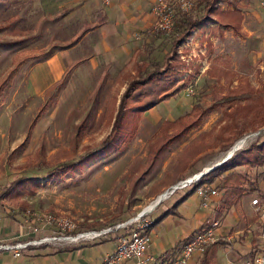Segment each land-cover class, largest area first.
<instances>
[{"label": "rangeland", "instance_id": "obj_1", "mask_svg": "<svg viewBox=\"0 0 264 264\" xmlns=\"http://www.w3.org/2000/svg\"><path fill=\"white\" fill-rule=\"evenodd\" d=\"M104 2L0 0V78L11 68L15 52L37 48L35 56L24 59L15 70L0 95V191L19 176H34L33 191L23 197L27 201L24 212L1 206L0 211L22 218L23 222L24 218L32 220L45 230L44 235H59L63 230L51 222L33 220L35 213L70 217L77 224L76 230L114 227L154 202L158 194L151 196L168 189L161 190L164 185L187 179L219 161L243 137L246 142L239 149L248 146L258 134L264 137V127L255 131L252 126L264 115V9L260 0H252L253 5L245 10V33L234 36L227 31L212 41V55L229 54L237 69L231 85H244L250 97L244 95L234 101L219 97L223 94L219 91L224 89L202 72L206 64L203 58L200 71L185 88L144 110L132 139L124 147L103 145L102 139L110 127L105 125L101 110L110 95L119 98L123 92L122 74L131 68L133 59L145 57L147 51L161 58L168 48L163 39L166 33L159 35L151 30L159 19L154 8L160 5V0H145L146 12L151 13L148 22L140 30L142 23L129 35H123L128 37L115 44L123 55L112 59L98 56L96 24L102 20L97 14ZM252 6L259 12L251 10ZM148 29L150 35L146 34ZM118 37L122 39L120 34ZM187 43L189 53L185 54L184 49L182 52L191 63L193 56L202 54L203 50L199 49L204 46L192 45L191 40ZM90 56L96 57L90 59ZM78 63L83 67L80 71L86 96L84 100L67 103L66 94L81 93V87L67 80L56 91L49 83L58 79L65 69L73 70ZM53 101L56 104L37 119L28 134L38 110ZM194 103L205 111L179 137L167 141L168 136L160 130L163 120H173L188 112ZM230 109L234 112L227 116ZM86 112L89 113L87 124L76 136V123ZM242 128L245 132L237 134ZM174 132L178 131L170 128L168 134ZM87 152L92 155L79 161ZM61 163L71 165L61 174L47 175ZM237 168L244 170L243 166ZM250 174L261 192L245 194L240 203L228 207L218 195L208 206L201 204L210 209L202 224L214 216L221 232L217 231L222 243L216 248L215 264H255L249 252L252 238L257 248L254 255L264 251L263 211L251 203L252 198L258 197L264 207V166L251 168ZM186 188H178L163 198L150 211V217L155 219L162 213L161 207L168 208ZM243 200L245 207L241 204ZM224 219L227 222L222 225ZM31 231L34 238L40 237L38 231ZM166 231L170 232L168 228ZM77 241L56 238L46 242L58 245Z\"/></svg>", "mask_w": 264, "mask_h": 264}, {"label": "trees", "instance_id": "obj_2", "mask_svg": "<svg viewBox=\"0 0 264 264\" xmlns=\"http://www.w3.org/2000/svg\"><path fill=\"white\" fill-rule=\"evenodd\" d=\"M191 5L188 10L180 7L179 2H172L173 9V25L172 29L164 34L165 43L168 48L163 52L161 58L148 52L147 55L140 59H134L131 68L122 74V84L124 90L120 97L112 94L107 98L104 108L101 110L104 115V123L109 126L108 133L102 139V144L109 146L113 144L115 149L124 147L133 137L138 124L139 117L144 110L153 106L160 100H165L176 94L180 89L185 88L194 76L200 71L201 62L195 58L192 63H188L186 58L181 55L179 46L186 41L191 33L192 28L205 25L209 21L214 24L208 26L210 32L221 30V28H231L234 36L243 34L241 21L243 19L242 7L232 0H190ZM221 1H227L232 5L231 8L224 7ZM165 33L162 31H157ZM150 34V31L148 32ZM208 51H211L209 48ZM36 47L20 49L12 56L11 68L0 78V95L4 86L9 82L15 70L22 64L24 59L35 56ZM237 69L233 65V61L228 54H218L210 58L207 67L203 73L213 77L221 85L220 89H224L221 97L223 100L234 101L240 97H250L248 90L244 85L236 87L231 85L235 80ZM72 74V69H65L60 78L50 84L49 87L59 90L67 82ZM98 101V100H97ZM56 104L42 106L32 119L28 134L43 113ZM205 110L197 103H194L188 112L178 115L175 119H164L160 125L162 133L168 136L167 141H171L180 136L197 120V117ZM234 112L232 109L227 113L230 116ZM89 113L86 114L76 123L75 135L78 136L87 124ZM226 116V117H227ZM190 121L187 122V120ZM253 123V122H252ZM253 130L258 131L264 127V115H260L252 125ZM170 128L176 129L178 132L168 134ZM237 134H243L245 128L237 130ZM252 131V132H255ZM108 144V145H107ZM233 145V144H232ZM40 146V144L38 145ZM112 147V146H110ZM38 151V149H36ZM91 152H87L78 159L83 161L90 157ZM39 160V159H37ZM70 163H61L56 168H52L47 175L61 174L65 172ZM243 166L244 170L237 167ZM264 166V137L258 134L245 148L237 150L234 154L224 160L221 164L213 167L207 172L200 175L191 184L186 186L185 192L177 198L165 211L160 213L155 219L146 225L144 232L149 233L152 229L168 214L175 213V208L184 201L188 196L195 193L199 185L209 184L216 188L218 196L222 198L223 205L228 207L241 202V198L245 194L253 192H261L255 179L250 174L251 168ZM194 174V173H193ZM34 176H19L12 182L3 187L0 191V206L3 209L12 211H25L27 209V201L24 195L33 191ZM9 214V212H6ZM150 213V212H149ZM118 218V217H117ZM187 240V238H186ZM185 240V241H186ZM222 242L220 238L205 246L195 264H215V252L217 243ZM254 238L251 239L250 256L253 259L257 248ZM258 247V246H257Z\"/></svg>", "mask_w": 264, "mask_h": 264}, {"label": "crops", "instance_id": "obj_3", "mask_svg": "<svg viewBox=\"0 0 264 264\" xmlns=\"http://www.w3.org/2000/svg\"><path fill=\"white\" fill-rule=\"evenodd\" d=\"M102 1H105L104 3L106 4L97 14V16H100L102 21L96 24V28L99 31L97 41L95 42V51H98V56H102L104 58L109 57V59H112L118 57L119 55V57H121L123 53L119 54V46H116L115 44L118 41H123V37H128L123 35H129L133 29H137L142 23L138 29L140 30V28L148 22L147 19L149 12H146V7L144 6L145 0ZM232 1L237 2L242 7L243 19L241 24L244 34L245 10L248 8V5H253L252 0ZM220 4L224 7H232V5L227 1H221ZM254 4L257 5V1H254ZM251 10L258 11L256 6L255 8L252 6ZM149 14L151 15V13ZM213 24V21H209L205 25L192 28L189 38L186 41H183L179 46V51L184 58L185 56L182 52L183 49L185 54H188L190 51V47L186 46L189 45V43L185 44L189 40H191L192 45L200 43V45L204 46V49H199V51L203 50L202 54L199 53V56L195 55L192 57L193 61L195 58H198L201 65L202 59L206 58V64L204 65L203 70L207 67L210 58L214 55H218H212L213 39L222 36L224 32L227 31L233 35L232 29L229 27L210 32L208 26ZM149 31L150 29L146 31V34L150 35L148 33ZM119 34L122 36V39L118 37ZM209 48L211 51H208ZM143 51L145 50L143 49ZM147 52L151 51L149 50ZM95 57L96 56H90V59ZM82 68V63H78L72 70V74L68 79V83L72 81V84H76L81 87V93H71L69 94L70 96L67 93L65 97L67 103L78 102L79 99H85L84 96H86L87 90L85 81L80 71ZM53 82H50L49 86ZM172 183L173 182L168 185H164L161 190L169 187ZM159 192L160 191L151 197L160 194ZM184 192H182V194ZM213 198L214 196L211 197V199ZM200 202V197L196 193H193V195L182 201V203L175 208V213H170L162 219H165L166 221L161 220L162 223L160 222V224L156 225L152 229L150 232L151 242L145 252L144 262L142 264H164L178 253L181 246L186 242V238L191 236L200 227V225H202L204 217L210 213V209H208V207H202ZM241 204L242 207H245L244 200ZM166 209L161 207V210L163 211ZM148 218L152 219L150 217V213ZM226 222L227 221L224 219L222 225L226 224ZM156 227L158 230L155 229ZM167 228L170 231L169 233L166 231ZM31 229L32 228L28 226L26 221L23 222L22 218L19 219L15 215L12 216L6 212L3 213L0 211V242H17L20 240L32 239L34 238V232L31 231ZM123 229L124 228L112 229L111 231L102 233L99 236L85 238L77 242H65L64 244L58 245L52 242L29 244L27 247L20 249L19 255H15L14 250L12 249H0V264H97L103 261L105 256L112 251L117 235L120 234ZM36 231H38L37 236H43L45 234V230L43 229L38 228ZM217 231L220 232V229L217 228ZM224 231L225 230H222V232ZM219 243H217L216 248ZM199 256L200 254H193L189 260V264L196 262ZM115 264H137V262L132 259L121 260Z\"/></svg>", "mask_w": 264, "mask_h": 264}, {"label": "built area", "instance_id": "obj_4", "mask_svg": "<svg viewBox=\"0 0 264 264\" xmlns=\"http://www.w3.org/2000/svg\"><path fill=\"white\" fill-rule=\"evenodd\" d=\"M179 5L184 10H188L191 1L190 0H178ZM260 5L264 9V0H260ZM154 12L159 16L152 31H162L168 33L172 29L173 25V9L172 3L161 2L160 5L154 8ZM183 179L177 181L168 187V194L173 193L178 188H184L191 184L195 178L191 181L182 182ZM176 185V187H174ZM195 193L200 197L201 204L208 206L212 196L218 195L216 188L211 187L209 184L199 185ZM251 203L256 209H262V217L264 216V207H261L260 200L258 197L251 199ZM150 212V211H149ZM149 212H145L140 216L131 217L128 220L117 223L115 229L124 228L123 231L117 235L116 242L110 253H108L103 261L97 264H115L121 260H132L134 259L137 264L144 262L145 252L151 242V234L144 232L146 225L151 221L148 218ZM27 214V213H25ZM33 220L44 221L43 223L51 222L59 230H63L62 234L59 235H43L38 238H32L28 240H20L17 242H0V249H12L15 255L20 254V249L27 247L29 244H38L46 241H51L56 238L65 240H82L85 238H92L101 235L102 233L111 231L114 227L106 226L103 228H90L76 230L77 224L70 217L66 216H54L51 214H33ZM28 226L32 230L36 231L39 226L33 224L32 220L24 218ZM218 220L212 216L207 219L205 223L187 238L186 242L181 246L178 253L169 261L164 264H189L193 254H201L205 246L211 242L218 240ZM264 242V241H263ZM255 264H264V251L257 254L254 257Z\"/></svg>", "mask_w": 264, "mask_h": 264}, {"label": "water", "instance_id": "obj_5", "mask_svg": "<svg viewBox=\"0 0 264 264\" xmlns=\"http://www.w3.org/2000/svg\"><path fill=\"white\" fill-rule=\"evenodd\" d=\"M259 131V130H258ZM233 153H228L226 154L223 158H221L219 161H217L216 163H214L213 165L209 166V167H206L204 168L203 170L199 171L197 173V175L194 177L195 179H197L200 175H202L203 173L207 172L208 170L212 169L213 167L221 164L224 160H226L228 157H230ZM194 178H191L190 180H182L184 182H187V181H191L192 179ZM185 179V178H184ZM174 187H176V185H174ZM169 191L166 189L163 193L164 195H161L162 193L158 194L157 197L154 199V203H153V206L152 208H154L163 198H165L167 196V193ZM151 210H145V208L141 209L136 216H140L141 214L145 213V212H149Z\"/></svg>", "mask_w": 264, "mask_h": 264}, {"label": "bare ground", "instance_id": "obj_6", "mask_svg": "<svg viewBox=\"0 0 264 264\" xmlns=\"http://www.w3.org/2000/svg\"><path fill=\"white\" fill-rule=\"evenodd\" d=\"M245 142H246V137H243L242 139H240L239 141H237L235 144H233V145L231 146V148L226 152V154L235 152L237 149H239L240 147H242L243 144H245ZM226 154H225V155H226ZM196 175H197V173H195L194 175L188 177L187 180H190L191 178H194ZM184 180H186V179H184ZM182 182H183V181H182ZM161 195H164V193L162 192ZM153 203H154V202H152L150 205L146 206V207H145V210H152V209H153V208H152Z\"/></svg>", "mask_w": 264, "mask_h": 264}]
</instances>
